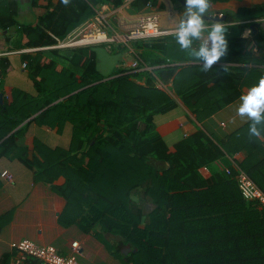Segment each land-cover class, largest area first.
<instances>
[{"label": "trees", "instance_id": "trees-1", "mask_svg": "<svg viewBox=\"0 0 264 264\" xmlns=\"http://www.w3.org/2000/svg\"><path fill=\"white\" fill-rule=\"evenodd\" d=\"M217 1L230 0L209 3ZM123 3L33 0V7L46 11L36 24H22L17 1L0 0V29L18 27L12 51L37 49L16 55L29 85L14 84L10 97L0 98V160L21 162L38 181L54 183L63 176L65 183L54 186L67 201L61 222L116 236L131 248L128 254L105 241L125 264H264V208L245 200L236 181L242 169L264 192V153L242 163L234 158L243 147L240 136L247 134L244 142H251V124L242 135L220 141L199 129L172 145L157 130L159 118L178 111L177 98L198 117L233 103L241 95L237 75L217 65L173 66L161 42L145 43L135 56L137 66L109 75L99 71L91 46L56 47L97 8ZM241 14L263 19L264 5ZM240 41L230 42L234 48ZM232 52L227 47L218 61H237ZM10 66L9 59H0V95ZM187 76L190 90L182 87ZM160 81H172L177 98L158 88ZM30 138L32 145L26 143ZM140 191L151 204L148 211L134 201Z\"/></svg>", "mask_w": 264, "mask_h": 264}, {"label": "crops", "instance_id": "crops-1", "mask_svg": "<svg viewBox=\"0 0 264 264\" xmlns=\"http://www.w3.org/2000/svg\"><path fill=\"white\" fill-rule=\"evenodd\" d=\"M15 1H17L19 7V15L21 14L24 21L27 22L22 24H36L38 17L42 16L46 11L44 6L33 7V0ZM137 2V0H134L128 6L123 3L120 7H114L111 4L100 7L101 10L105 11L109 22L108 33L113 36H121L128 32L136 17L141 12L148 10L147 5L142 6L137 4ZM150 3L152 4L151 9L160 15L161 28L171 32L160 38L134 41L133 44L140 42V45L136 44V46L132 44L127 47L124 43L118 44L117 50L114 52H110L106 47V58L101 56L100 59L111 60L112 58L113 60L116 59L117 62L120 60V65L124 67H132L135 62V56H138L145 49L143 47L145 43L161 42L166 45V48L172 54L174 63L171 65L181 67L203 66L205 63L204 59L202 57L197 58L191 54L192 49L199 50L201 41L193 38V43L188 49L180 48L176 42L175 33L186 10V3L184 4L180 0H150ZM258 5H264V0L217 1L210 3L208 9V13L213 17L219 16V18H222L227 16L228 18L229 14L232 15L231 21L226 19L221 22L225 25L224 32L227 47L232 48V54L236 56L237 61L230 63L216 61L213 65L229 69L228 73L232 76L236 74L239 80L237 86L241 93L252 86L259 76L264 75V37L261 40L256 37L260 31L264 33V18H245L241 14L242 9H251ZM210 22L211 20H206V23ZM255 22L260 23V26L255 28L256 32L251 27ZM242 25H245V27L242 28ZM247 28L251 29V35L242 38L241 34ZM17 30V26H12L7 30L0 29V59H9L11 63V66L7 69L8 73L2 77V97H10L14 84L18 86L29 85V80L22 76L21 73L16 72V70L20 69L19 63L21 62V58L19 56L17 58L16 55L22 53L20 51H12L13 43L16 36H18L16 34ZM235 38L241 41L233 48L230 41ZM242 42L244 43L242 44ZM209 47H211V44H209ZM19 60L20 62H18ZM97 63L101 72L98 53ZM144 69L153 70L151 67ZM109 74L111 73L103 75ZM183 79L182 87L190 90L187 85L190 82L192 86V80L188 76L187 78L183 77ZM172 84V81L167 84L160 81L157 83V87L177 98V93L173 91ZM209 86L215 88V83L212 82ZM177 101L179 104L177 112L158 119L157 130L170 145L194 134L199 129L204 130L213 139L220 141L237 134L239 131L242 135L243 130L252 124V120L237 114L236 109L239 105V98L218 112L206 117H198L180 99L177 98ZM257 127L261 129L262 134L259 137L254 135L251 142H244L247 140V134L240 136L238 142H241L243 147H240L238 153L234 156L238 163H242L247 157H255V154L256 159L263 155L264 126L257 125ZM26 143L32 145L33 138L27 139ZM32 155V152H30L29 157ZM5 170L14 175V181L8 183L0 177V264L3 263L6 257L9 258L10 264V259L15 252L17 243L23 239L33 240L41 245L53 246L63 255L71 252L72 242L78 241L81 245L79 259L82 264H125V260L115 256L108 248L105 240L109 241L111 239L109 234H102L103 236H101L94 232L87 233L77 224H64L61 222L60 218L66 208L67 201L54 189V186L65 183L63 176H60L54 183L38 181L33 171L25 167L21 162L10 159L0 160V173ZM201 171L204 176H210L207 169L203 168ZM114 237L116 236L112 238Z\"/></svg>", "mask_w": 264, "mask_h": 264}, {"label": "built area", "instance_id": "built-area-1", "mask_svg": "<svg viewBox=\"0 0 264 264\" xmlns=\"http://www.w3.org/2000/svg\"><path fill=\"white\" fill-rule=\"evenodd\" d=\"M134 0H124V5L128 6ZM152 4H147L146 11L141 12L135 19L134 23L123 35L110 36L108 33L109 22L105 11L101 8L96 9L95 16L75 29L68 36L71 42L62 43L61 41L57 48L70 46H92L96 44H107L122 42L125 45H130L134 41L150 40L168 35L170 30H163L160 25L159 13L152 10ZM80 37V38H78ZM92 37L94 41L73 45L74 42ZM110 48V47H109ZM37 49L25 50L22 52L36 51ZM133 67L137 66L134 62ZM25 67V64H24ZM239 170V168H238ZM1 178L12 183L14 176L11 172L5 170L1 173ZM236 181L243 198L247 201L258 202L264 208V192L256 185L251 177L242 169L236 174ZM81 245L78 241L71 244V252L67 255L61 254L55 247L49 245H41L30 239H23L17 243L15 252L12 254L10 264H82L80 256Z\"/></svg>", "mask_w": 264, "mask_h": 264}, {"label": "clouds", "instance_id": "clouds-1", "mask_svg": "<svg viewBox=\"0 0 264 264\" xmlns=\"http://www.w3.org/2000/svg\"><path fill=\"white\" fill-rule=\"evenodd\" d=\"M186 5L175 33L176 42L180 48L188 49L193 43V38L201 41L199 50L192 49L191 54L197 58L202 57L205 61L203 68L209 69L225 55L227 49L225 25L218 19H212L210 23H206L208 20L206 17L210 16L209 0H186ZM251 32V29H245L241 34L242 38L251 35ZM236 111L238 115L252 120L249 133L257 137L261 136V129L257 125L264 126V75L259 76L252 86L241 93Z\"/></svg>", "mask_w": 264, "mask_h": 264}, {"label": "rangeland", "instance_id": "rangeland-1", "mask_svg": "<svg viewBox=\"0 0 264 264\" xmlns=\"http://www.w3.org/2000/svg\"><path fill=\"white\" fill-rule=\"evenodd\" d=\"M18 20H19L20 23H27V22L24 21V19L22 18L21 14L18 17ZM109 35L113 36L111 33H109ZM78 38H80V37H78ZM15 40H18V36H16ZM68 42H71V41L69 39H67V40H65L62 43H68ZM118 44H123V43H107V44L105 43V44H102V45H92L91 46L98 53V58H99L100 67H101L100 70H101L102 74L115 73L116 71H118L119 69L124 67L123 65H120V60L117 62L116 59L113 60L112 58H111V60L110 59H105V60H101L100 59L101 56L106 58V55H105L106 47L110 50V52L111 51H116L117 50L116 47L118 46ZM132 44L126 45V46L130 47ZM78 47L79 46H70V47H60V48H78ZM110 55H109V58H110ZM120 57H122V56H120ZM118 59H119V57H118ZM16 72L21 73V71H19V70H16ZM153 164L157 165V166H162V164L157 163L155 161H153ZM141 192L142 191H140V193H137L138 197L134 198V201L138 202L140 204V206H143L145 211H148L149 209H151V204H150V202L148 201L147 198L143 197V193H141ZM112 237L113 236H110V238H111L109 240L110 241V245H112L114 248H116L115 249L116 251H118L119 253L122 252V254H123L124 250H126L127 247L122 243V241L120 239H118L117 237H114V238H112ZM121 258H123V257H121Z\"/></svg>", "mask_w": 264, "mask_h": 264}, {"label": "water", "instance_id": "water-1", "mask_svg": "<svg viewBox=\"0 0 264 264\" xmlns=\"http://www.w3.org/2000/svg\"><path fill=\"white\" fill-rule=\"evenodd\" d=\"M182 3H186V0H180ZM206 19H208V20H212V19H218V20H220V21H223V20H226L227 19V16H224V17H222V18H219V16L218 17H213V16H207L206 17ZM260 26V23L259 22H255L251 27L253 28V30H254V32H256V29L255 28H258ZM2 96L0 95V98H1ZM127 248H126V250H124V253L123 254H128V252L131 250V248L129 247V246H126Z\"/></svg>", "mask_w": 264, "mask_h": 264}, {"label": "bare ground", "instance_id": "bare-ground-1", "mask_svg": "<svg viewBox=\"0 0 264 264\" xmlns=\"http://www.w3.org/2000/svg\"><path fill=\"white\" fill-rule=\"evenodd\" d=\"M92 41H94V39L92 37H88L84 40L74 42L73 45H79V44L88 43V42H92Z\"/></svg>", "mask_w": 264, "mask_h": 264}]
</instances>
